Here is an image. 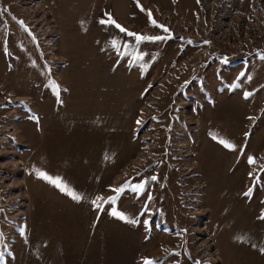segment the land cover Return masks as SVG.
Returning <instances> with one entry per match:
<instances>
[{"label": "rangeland", "instance_id": "374dc122", "mask_svg": "<svg viewBox=\"0 0 264 264\" xmlns=\"http://www.w3.org/2000/svg\"><path fill=\"white\" fill-rule=\"evenodd\" d=\"M262 215L264 0H0V264H264Z\"/></svg>", "mask_w": 264, "mask_h": 264}, {"label": "snow or ice", "instance_id": "6c2138e0", "mask_svg": "<svg viewBox=\"0 0 264 264\" xmlns=\"http://www.w3.org/2000/svg\"><path fill=\"white\" fill-rule=\"evenodd\" d=\"M142 11H144V9L142 8L141 9ZM149 17H150V21L151 23L154 25V26H159V25H156V22L155 20H151V13L149 12L148 13ZM23 23V22H21ZM101 24H104V23H111L113 24L115 27H117L121 32H125L127 35L129 36H134L137 43H140V42H143L145 40H148V41H157V40H162V39H165V37H160V36H155V37H148V36H143V35H140V34H136V33H132V32H128L126 29H124L121 25H119L118 23H116V21L112 20L111 17H109V20L106 22L104 20H101L100 21ZM159 27H163V26H159ZM165 31H168L166 28L164 29ZM116 44H115V41H113V47H115ZM143 58V55H139L137 57V59H142ZM250 95L248 93L245 94V98H247V96ZM214 139H216V137H213ZM219 143H221L225 148H228L230 150H234L235 149V146L233 144H231L230 142L226 141V140H219ZM248 162L251 164V163H254L255 162V158L253 157H249L248 158ZM38 175L43 178L44 180L48 181L49 183L55 185L57 188L60 189L61 192H65L67 195L71 196V198L73 200H76V201H79L82 197L73 192L66 184H64L59 178H52L50 176H48L46 173H43V172H39ZM249 175L251 176L252 174L249 173ZM153 180L156 179V177H152ZM144 185L141 184V185H137L136 186V189H143ZM123 188L124 186H121L120 188H117V189H113L114 192L117 193V196L123 191ZM251 189H249L248 192L244 193L245 196H249L251 194ZM99 199H102L101 197H97V200ZM109 200H115V197H110ZM96 200H93L92 203L95 205L96 204ZM112 215L114 216H118L120 219H126V217L124 216L123 213H119V212H116L115 210H113L112 212ZM261 219H264V215L261 216ZM130 223H133L135 224L136 221L132 220V221H129ZM147 223V221L145 222ZM262 251H264V249H262ZM145 264H153V262L151 261H148V260H145Z\"/></svg>", "mask_w": 264, "mask_h": 264}]
</instances>
